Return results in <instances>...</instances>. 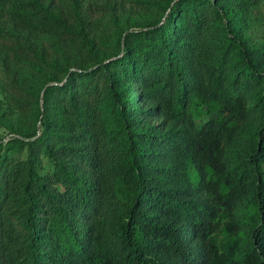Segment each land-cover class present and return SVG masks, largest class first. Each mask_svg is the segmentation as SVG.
<instances>
[{"label":"trees","instance_id":"16d2710c","mask_svg":"<svg viewBox=\"0 0 264 264\" xmlns=\"http://www.w3.org/2000/svg\"><path fill=\"white\" fill-rule=\"evenodd\" d=\"M0 90V264H264V0H0Z\"/></svg>","mask_w":264,"mask_h":264},{"label":"rangeland","instance_id":"374dc122","mask_svg":"<svg viewBox=\"0 0 264 264\" xmlns=\"http://www.w3.org/2000/svg\"><path fill=\"white\" fill-rule=\"evenodd\" d=\"M258 35H259V33H256V34H255V39H256V40L261 39V37H259ZM2 95H3V92L0 90V98L2 97ZM3 132H4V131H3ZM46 163H47V162H46ZM43 170H44V169H43Z\"/></svg>","mask_w":264,"mask_h":264}]
</instances>
